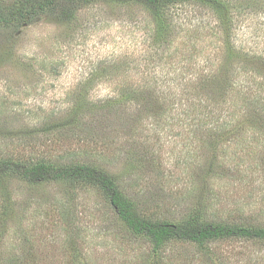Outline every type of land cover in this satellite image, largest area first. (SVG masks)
I'll return each instance as SVG.
<instances>
[{
	"label": "rangeland",
	"instance_id": "obj_1",
	"mask_svg": "<svg viewBox=\"0 0 264 264\" xmlns=\"http://www.w3.org/2000/svg\"><path fill=\"white\" fill-rule=\"evenodd\" d=\"M167 17L103 0L71 21L0 27V153L94 165L148 218L200 208L264 227V106L224 87L264 100V0L178 3ZM142 86L154 97L134 102ZM111 99L129 103L111 115ZM76 108L75 127L37 135ZM0 264H264V242H174L157 257L98 189L11 179L0 183Z\"/></svg>",
	"mask_w": 264,
	"mask_h": 264
},
{
	"label": "trees",
	"instance_id": "obj_2",
	"mask_svg": "<svg viewBox=\"0 0 264 264\" xmlns=\"http://www.w3.org/2000/svg\"><path fill=\"white\" fill-rule=\"evenodd\" d=\"M103 0H5L0 6V27L12 28L32 24L38 17L55 15L64 21H71L81 8ZM121 4H137L146 7L158 19L166 21L170 7L178 3L196 2L207 5L213 0H110ZM257 56L246 54L244 63H248ZM248 58V59H247ZM259 59H262L259 57ZM228 70L224 69V74ZM211 84V83H210ZM201 84V89L207 90L210 86H218L219 81ZM225 90L238 92L233 99L243 102L246 106L256 109L264 106V100L256 94H247L244 98L240 89H234L233 84L225 82ZM239 90V91H237ZM136 100L143 101L146 96L154 97V91L149 86H142L135 91ZM157 92H161L157 90ZM155 92V93H157ZM234 92V93H235ZM132 102V101H130ZM127 101L111 99L101 107L108 108L110 114L116 109L126 108ZM78 108L70 111L66 119L58 123L45 124L38 134L56 133L64 127H75ZM51 126V127H50ZM225 123L223 127H227ZM31 132V131H30ZM27 133V132H26ZM29 133V132H28ZM29 135V134H28ZM17 179L29 185H43L50 183L69 184L96 188L101 191L117 216L124 222L128 232L136 237L145 238L155 256L160 257L163 249L174 242L192 243L204 247L205 244L223 240H245L264 242V227L252 225L224 224L209 221L205 210L195 209L179 221L161 220L145 217L140 212L138 202L125 193L117 182V178L106 171L86 163H69L41 159L19 158L14 155L0 153V183Z\"/></svg>",
	"mask_w": 264,
	"mask_h": 264
}]
</instances>
